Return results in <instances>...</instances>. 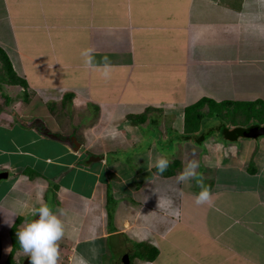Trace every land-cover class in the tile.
<instances>
[{
	"label": "crops",
	"instance_id": "1",
	"mask_svg": "<svg viewBox=\"0 0 264 264\" xmlns=\"http://www.w3.org/2000/svg\"><path fill=\"white\" fill-rule=\"evenodd\" d=\"M88 47L94 49L97 63L109 58V78L100 69L85 66L81 52ZM0 49L27 85L9 84L0 61V95L6 101H0V126L3 121L10 125L20 120L24 128L33 129L24 120L31 104L54 107L68 102L74 117H80L72 127L78 131L81 147L87 157H103V168L106 155L116 153L115 148L138 149L135 146L144 138L141 127L148 130L157 124L153 109L177 113L184 130L185 108L203 98L250 102L245 97L249 91L256 93L254 102L264 97V0H0ZM10 88L22 94L11 106ZM143 114V122L129 118ZM174 132L166 143L179 142L181 136ZM52 140L72 152L66 141ZM247 140L228 143L213 136L203 142L208 146L205 151L187 142L189 156L185 160L183 152L181 170L170 177L154 172V155L164 154L153 143L136 150L142 158L132 164L142 174L134 188L144 192L139 207L131 204L138 202L133 195L129 201L114 189L128 187L126 180L133 178L128 171H119L120 160L114 158L115 166L108 169L117 208L112 224L100 221V200L94 201L95 194L86 199L83 211L69 210L71 219L63 221L66 231L58 241V264H75L81 255L89 264H97L94 257L105 250L104 243L103 247L98 243L113 237L119 239L116 251H122L123 238L131 245L149 244L158 250L154 261L134 258L135 264H264V137ZM22 153L30 154L19 147L0 149V157ZM29 156L33 167L37 161L52 164L49 158ZM77 157L80 165H89L86 169L78 165V172L96 162ZM192 159L199 162L197 172L211 190L210 203L196 204L200 186L195 179H176ZM0 165V173H8L1 180L14 178L0 197V264H5L13 248L12 229L19 220L22 225L34 215L29 209L44 204L48 185L36 174L27 176L23 167L10 177L13 166ZM103 187L98 195L104 193L107 218L110 186ZM152 189L153 196L148 193ZM169 189H175V195ZM59 190L54 192L58 202ZM131 252L130 257L136 249Z\"/></svg>",
	"mask_w": 264,
	"mask_h": 264
},
{
	"label": "rangeland",
	"instance_id": "2",
	"mask_svg": "<svg viewBox=\"0 0 264 264\" xmlns=\"http://www.w3.org/2000/svg\"><path fill=\"white\" fill-rule=\"evenodd\" d=\"M1 72H2V69L0 68V74ZM239 83H240V80L237 81V85ZM3 87L4 86H2V88ZM207 88L212 93L217 92L215 87H207ZM18 91L19 90L17 88L9 89V92L7 93V95L9 96L10 106L12 105L11 103L13 102V99L17 101L20 98H22V94H20V92ZM237 92H239V90ZM241 92L242 91H240L239 93ZM252 92L253 91H249V93L245 95L247 100H250V102H254L253 100L255 99L253 98L256 96V93H252ZM222 94H223V91H222ZM3 100L4 98H1V95H0V101L3 102ZM258 101L264 103V97H261V96L258 97ZM246 102H249V101H246ZM4 104H6V101L4 102ZM67 104L68 102H65V103H62L61 106L56 105L54 107H46V106L43 107L40 104L39 105L31 104L29 106V109H25L24 111L25 123L27 122L29 123V121H34L35 127H33V129L31 128L30 130H28L27 128H24L22 124H20L19 122L20 120L17 121V123L15 122L10 125H8V123L3 121L2 124H7V125L4 126L1 124L0 126V149L2 151L18 150V147H19L20 150L27 151L28 153H30L28 155H23L25 153H22L21 155L2 156L0 157V164H5V165L11 164L13 166L14 170L11 171L10 177L11 176L14 177L17 175L16 173H20L21 171H18V169H21L23 167V169H25L26 171L25 174L27 176L32 177L34 174H36V178L41 179L40 182L46 183L48 185V190L45 193L46 196H45L44 204H47L51 208V210L60 217L62 221H66L67 218L68 219L70 218L69 210L75 209L77 210V212L79 210L83 211L84 202L86 201V199L92 194H95L94 201L100 200V203L97 204L98 206L97 211L99 212V219L100 221L104 220V222L105 221L109 222V217L108 215H107V218L105 217L106 215L104 214V209H103V205H105V202L103 203L105 199L104 193L100 195H98V193L101 187L106 185L107 187L110 186L109 193L112 196L114 195L113 194L114 186L112 184L113 182L111 183V181H108V178H109L108 169L109 167L115 166L116 160H114V158L120 160L119 167L121 168H119V171L126 170V172L127 171L129 172L130 176H133V178L126 180L127 186L130 187L128 190H127L128 187H125L123 185L120 186L119 189H117V187L115 186L114 189L119 193V196L121 195L128 196L127 200L129 201L131 200L130 197H132L133 195V197H135L138 202L137 203L131 202V204L134 205L135 207L136 206L139 207L140 204H142L141 203L142 201H140L139 199L143 197L144 192H137L136 188H134V185L140 184L139 180L137 179V176L142 174L141 168L137 169L133 165L136 163V161L140 162L139 158H142L141 156L137 157L135 153L136 150L138 151V149H140L141 151L142 149L147 148L149 145H151V143H153V147H155V150L157 151L158 149L162 151L164 156H166L167 158L169 157L168 159L172 163L179 162L180 164H182V161H181L182 154L183 152L185 153V160H186L188 158L187 155L189 154L188 151L190 150L188 148H191V147H194L195 149L200 148V150L202 151H205L207 150L206 148H208V146H206L204 143L197 145L194 142L189 143L191 146L190 147L187 141H184V140L182 141L181 139L179 140V142L173 139L170 143L168 142L166 143V141L168 140L167 138L172 136L171 131L173 132L178 131V135L181 136L184 130L182 129L181 124L179 123V116L177 115V113L175 112L172 113V112L167 111L166 109L158 108V109H153V119L157 121V124H153V129L150 128L148 130H145L143 127H141L140 134L144 138L142 139L141 143H138L135 146V148H138V149L124 150V149L115 148L117 150L116 153L114 154L109 153L106 155L105 157L106 166L105 167L102 168L101 167L102 163L98 161L89 162V164H92L90 169L84 172H78L76 171V168H78L77 167L78 165L82 169H86L89 167L88 164L85 166L80 165L82 161L78 160V157H77V155L80 154L81 156H83V161L88 160L87 152L84 150V147H81L80 150L75 154V153L70 152L64 144L60 142L54 143V140H52V137H50L51 135H55V134H58L61 137H63L64 136L63 134L65 133L68 134V136H70V134L71 136L75 134L77 140L80 141L76 127L75 129L74 127H72L74 123L79 120L80 117L78 116L74 117L75 112L74 111L72 112L71 109L67 107ZM204 111L207 112V107L204 108ZM256 111H257L256 112L257 114L258 112L261 113L260 110H256ZM223 113L225 112L223 111ZM226 114L223 115L222 111L220 112V115L222 117L223 116L226 117ZM50 115H53L54 117L52 118L50 117ZM229 115L235 116V114L228 113L227 117ZM236 116L240 117L241 119L243 118V121H246V118H244V116H240V114ZM262 117H263L262 122H264V114ZM129 118L135 121L137 120V115L130 116ZM182 118H183V115H182ZM228 119L229 118H227L226 121ZM237 121H238V118L235 119V117H233L231 123L234 124ZM217 122L219 123V120L213 121V124H216ZM249 123L251 122H246L245 124H249ZM155 126H157V128ZM28 127H30V125ZM68 129H71V131L69 132ZM175 132L173 134L176 135ZM47 134H50V135H47ZM65 138L67 139L68 137H65ZM216 139L218 138L216 137ZM154 140L155 142L157 140V142L155 143ZM205 140H208V139H205ZM241 140H245V139H241ZM248 140H251V139H248ZM217 142H220V141H217ZM156 146H158V148ZM238 146L239 148H242L240 144H238ZM95 148L96 146L94 144L92 147V150ZM163 149H165L166 151H163ZM29 155L41 156L43 159L49 158L52 164H46L45 160L37 161V166L33 167L31 166V164L34 163V159L31 158V156ZM155 157L157 156L154 155V159H152L153 163H155V159H156ZM70 164H72V167H69ZM114 170L117 171L116 168H114ZM153 170L155 172L154 168ZM175 170L176 172H179L181 170V165L175 168ZM99 171H100V174L99 176H97V172ZM121 172L124 173V171H121ZM154 172L152 173L153 175H154ZM149 175L151 176L150 173ZM13 180L12 178H10L8 181L1 180L2 184L0 183L1 185L0 197L4 194V192L8 188H10ZM173 181L175 182L176 180H173ZM176 185L177 184H174V186ZM103 188H102V191H103ZM57 190H59V192H61V195H62L61 200L59 202H58L57 196H55L54 194V192ZM127 191H129V193H127ZM168 191L171 196L175 195V189H171V190L169 189ZM148 193H150L153 196L154 194L153 189ZM31 198H32V202H35V203L37 202L34 196H31ZM65 198H68L72 200L73 202L66 201ZM100 204L102 206V209L99 208L101 207L99 206ZM39 206H37L36 208H38ZM65 209L68 211V213ZM116 209H114L115 210L114 215L116 214ZM100 210L101 212L103 211V214H101ZM35 217L36 216L33 215V216L25 218L23 221L25 223L22 225H18L19 231L25 226V224L28 221L33 220ZM118 240H119L118 237H113V238H109L108 240H105L102 243L100 242V244L98 243L100 247H103L102 244L104 243L105 250L104 251L100 250L101 255L99 253L97 257H94L95 262L97 264H116L117 262H120L123 259L124 255L122 254L124 251L127 254L132 253L131 251H133L134 249L138 250L140 249V247H142V245H144L141 243L136 244L135 242H133V244L131 245L129 244V242H127L125 238H123L122 241L124 240L123 242H125V244L121 246L122 251H116L115 244ZM26 255L27 254L25 253H21L20 255H18V257L20 259ZM19 259H17L16 257L17 262ZM59 264H63V263L61 262ZM131 264H135V262H132Z\"/></svg>",
	"mask_w": 264,
	"mask_h": 264
},
{
	"label": "trees",
	"instance_id": "3",
	"mask_svg": "<svg viewBox=\"0 0 264 264\" xmlns=\"http://www.w3.org/2000/svg\"><path fill=\"white\" fill-rule=\"evenodd\" d=\"M0 61L2 62V67L6 72L4 76H6V80L9 84L19 85L23 88H26L27 85L25 81L19 79L16 74H14L11 63L5 54V52L0 49ZM3 77L0 75V78ZM9 79H8V78ZM71 98V97H70ZM207 107V112L204 111V108ZM256 110H260L261 113H256ZM222 114H235V116L229 115L227 117L221 116ZM223 111L225 113H223ZM240 114V116H244L246 121H243V118L237 117L236 115ZM264 114V103L255 101V102H235V101H223L216 102L211 99L203 98L197 103L190 105L184 110V131L181 135L180 139L187 142H194L197 145L202 144L205 139L210 137H217L222 142L228 143H236L241 139L251 138L246 137L247 134L251 132L254 128H257L261 125H264L263 120ZM238 118V121L234 124L231 123L232 118ZM229 118L227 121L226 119ZM145 120V114L137 116V120L139 122H143ZM219 120V123L213 124V121ZM253 121V122H252ZM153 122H156L153 119ZM246 122H251L249 124H245ZM209 123V124H208ZM238 123V124H237ZM180 165L179 162L170 163L167 170L163 173H159L154 167L155 172L161 175H165L167 177L175 174L177 168ZM108 205H107V214L109 217V223L112 224L114 217V209L116 206V201L113 196L109 193L108 190ZM20 224V220L17 222V225L12 229L11 239L13 242L12 252L6 261L5 264H13L15 261V253L18 250H22L17 238V232L19 231L18 225ZM158 256V250L150 246L149 244H144L140 249L136 250L135 253L131 255V261L134 258H139L143 261H154Z\"/></svg>",
	"mask_w": 264,
	"mask_h": 264
},
{
	"label": "clouds",
	"instance_id": "4",
	"mask_svg": "<svg viewBox=\"0 0 264 264\" xmlns=\"http://www.w3.org/2000/svg\"><path fill=\"white\" fill-rule=\"evenodd\" d=\"M93 53L94 49L91 47L85 48L81 52V56L84 58L85 66L93 69H100L101 75L104 78H109L112 69L109 58L104 56L101 58V61L97 63ZM29 125L30 127H34V121H30ZM54 136L55 137H52V139H58L63 142L68 141V143H70L68 139L69 137L70 139L72 137L76 138L75 134H73V136H71V134L70 136L64 135L63 137L55 134ZM65 137L68 138L66 139ZM246 139H252V137ZM217 147L222 148L223 146L218 144ZM227 151L228 150L226 149L224 153L225 155L227 154ZM102 161L103 159L101 162ZM170 162L171 161L166 156L157 155L155 159V167L159 173H163L167 170ZM198 168L199 162L196 159H192L187 163L184 169L178 173L176 179L178 182H185L192 179L196 180L197 185L200 186V191L196 195L195 202L199 205L210 203L212 193L210 188L205 185L202 178H200L197 172ZM157 206L159 207V202ZM24 207L27 208V204H25ZM29 211L37 218L28 221L25 226L17 232V238L23 253L27 254L30 258V264H58V260L60 258V246L58 241H60L65 235L64 222L47 204H41L38 208L34 210L29 209ZM75 264H89V261L81 255L76 258Z\"/></svg>",
	"mask_w": 264,
	"mask_h": 264
},
{
	"label": "water",
	"instance_id": "5",
	"mask_svg": "<svg viewBox=\"0 0 264 264\" xmlns=\"http://www.w3.org/2000/svg\"><path fill=\"white\" fill-rule=\"evenodd\" d=\"M50 135V134H47ZM50 137H55L54 135H51ZM246 137H252V138H259V137H264V126L258 127V128H254L253 130H251V132L249 134L246 135ZM72 142L71 143V151L73 153H77L80 150L81 144L76 140V138L72 137L71 138ZM103 159V157H91L90 160H94V161H101ZM8 177V173L7 172H1L0 173V180L1 179H5ZM37 217H35L34 219H36ZM24 264H30V258H27L26 261L24 262ZM116 264H131L130 262V257L128 254H125L123 259L120 262H117Z\"/></svg>",
	"mask_w": 264,
	"mask_h": 264
},
{
	"label": "flooded vegetation",
	"instance_id": "6",
	"mask_svg": "<svg viewBox=\"0 0 264 264\" xmlns=\"http://www.w3.org/2000/svg\"><path fill=\"white\" fill-rule=\"evenodd\" d=\"M32 126H33V125H32ZM68 139H69V142H72V140L70 139V137H69ZM79 142H80V141H79ZM67 143H68V141H67ZM68 144L71 145L70 143H68ZM80 144H81V143H80ZM71 147H72V146H71ZM90 156H91V155H89L88 158H91V157H92V156H91V157H90ZM89 160H90V159H89ZM19 251H20V252H19L20 254L23 253V250H19ZM20 254H19V255H20ZM27 258H29L28 255H26V256H24V257H22V258H20V259H19V257H18V259H19L18 262L15 260L13 264H24V262L26 261ZM131 263H132V261H131Z\"/></svg>",
	"mask_w": 264,
	"mask_h": 264
}]
</instances>
